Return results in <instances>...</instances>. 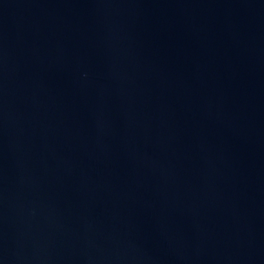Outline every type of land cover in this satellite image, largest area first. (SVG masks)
Here are the masks:
<instances>
[{"label": "water", "instance_id": "obj_1", "mask_svg": "<svg viewBox=\"0 0 264 264\" xmlns=\"http://www.w3.org/2000/svg\"><path fill=\"white\" fill-rule=\"evenodd\" d=\"M0 264H264V0H0Z\"/></svg>", "mask_w": 264, "mask_h": 264}]
</instances>
